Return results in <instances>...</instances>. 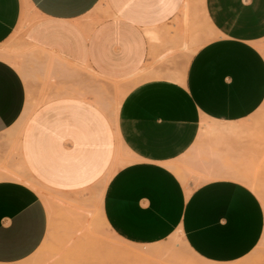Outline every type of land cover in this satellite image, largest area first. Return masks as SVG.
Wrapping results in <instances>:
<instances>
[{"label": "crops", "instance_id": "0c3cea01", "mask_svg": "<svg viewBox=\"0 0 264 264\" xmlns=\"http://www.w3.org/2000/svg\"><path fill=\"white\" fill-rule=\"evenodd\" d=\"M185 3L0 0V264L28 258L48 228L43 199L13 178L17 164L43 184L76 188L92 181L109 157L110 169L119 142L132 160L113 174L101 206L118 236L150 244L178 231L197 256L216 263L238 261L260 242L261 201L229 176L251 159V139L198 134L203 120L208 127L218 121L251 130L243 121L263 109L264 0H204L214 32L194 41L183 20ZM198 20L191 25L202 27ZM10 40L55 56L66 71L55 69L44 80L23 58L14 66L2 58ZM21 66L28 79L15 68ZM75 66L126 88L116 125L103 111L111 130L95 104L74 100L75 85L87 79L67 71ZM34 78L44 81L46 96L37 93ZM52 82L63 87L51 93ZM35 100L33 120L36 107L18 138L17 122ZM255 145L261 146L257 139Z\"/></svg>", "mask_w": 264, "mask_h": 264}, {"label": "rangeland", "instance_id": "374dc122", "mask_svg": "<svg viewBox=\"0 0 264 264\" xmlns=\"http://www.w3.org/2000/svg\"><path fill=\"white\" fill-rule=\"evenodd\" d=\"M202 7L203 6L199 8L198 3L194 1L193 3L194 16H192L193 20L195 19L198 20V18L201 16L202 21H203L202 10H201ZM195 27L196 29H200L199 30L200 33L203 34L204 36L213 35L212 31L206 26L204 21L202 23L203 28L200 27L199 22L195 23ZM202 31L206 33H203ZM210 33L212 34L210 35ZM262 46L264 47V44H262ZM3 47L20 48L24 52L30 50V49H27L28 47H26L25 45L23 46L21 42L18 43L16 40H10L8 43L3 45ZM29 52L31 53L33 52V54L35 53L36 58L34 57L32 60L31 58L32 56L28 58L29 55L27 56L19 55L15 59L16 62H13V65L15 66V64H19V65L23 64V62L20 61V59L23 58L25 64L28 65L29 68H31L33 71H35L36 69L39 70V66L41 65V62L43 61V57H42L43 55L37 53L36 51H29ZM24 68H25V65H24ZM88 72L90 74H88ZM73 74H75L77 78L79 76H82L83 74L86 75L87 77L86 82L83 81V83L81 84L77 83L75 85L77 86L75 89V94L77 93L94 94L105 104H109L114 99L116 91L118 92L119 90L123 89V87L120 86L115 81L106 79L108 83L105 84L101 82L99 79L102 77L92 72L91 69L89 71H84L83 73L81 71H78L77 73H73ZM100 83L104 84L106 87L104 85H101ZM84 84H86V87H84ZM34 85L38 93L40 89L42 88V82L40 81L39 78H34ZM81 86L84 88H82ZM62 87H63L62 84L58 82H55V83L52 82V87L49 90V92L52 93V91L55 90L56 88H62ZM74 100L80 101V102H83V101L86 102L85 100H82L78 97H75ZM92 107L96 111H98L103 116V118L108 122L107 116L103 111H101L98 107L94 105ZM36 111H37V107L35 108V111L33 112L31 116L29 124L31 123V120H33V117ZM20 120L21 119H19L16 125L17 130H15L16 134L18 135L17 137H20L25 133V131H23L21 134L18 133L20 131L18 129ZM243 122L246 123L245 125L251 128V130H246L245 132L242 131V133L236 137L238 138L239 136H241L246 139H249V138L251 139L252 157L250 160L245 159L242 162H238L236 164L237 171L235 172V174H238V172L240 171L239 176L242 175L241 177L244 182L250 181L252 183L255 182V184H257V185L254 184L255 189L257 191L256 193H258L256 194V196L261 201V204L264 209V145H263L264 144V106L261 111H258V113L252 115L251 117H249V119ZM205 126L208 127L206 121H205ZM213 126L214 125H211V128ZM109 127H110V124H109ZM256 129H259V130H256ZM110 130H111V127H110ZM248 131H249V134H251L252 136H249ZM111 134H112V131H111ZM256 139L261 145L260 147H256L255 145ZM113 144H114V138H113ZM110 155L112 156V154ZM109 158L111 160V157ZM110 160L108 161L105 168L92 181H90L89 183L83 186L76 187V188H56V187L49 186L45 183L43 184L38 181V177H36L33 174V172L30 171L27 167L22 168L24 171L22 172L27 177L33 178L34 180H36L38 183H40L44 188L48 190V192L50 193V198L52 197H55V198L48 200L47 201L48 205L45 203V205L48 206V208L46 206L47 214H48V228H47L44 241L41 243L39 250L31 258H27L23 261H20L14 264H23L24 262H30L31 264H57V263L72 264V262L73 264H141V263L143 264L144 261H141L142 259L137 260L138 258L131 251V249H134V247L137 248L138 245H135L136 243L134 244L131 242H127L126 240L118 236L114 231H112L110 227L107 225V221L105 220V217L103 216V213H102V207H101L102 203L100 204L99 202L100 199L98 198V196L100 194L103 181L105 177L107 176L108 169L110 166ZM251 168L254 170H251ZM250 170L254 172L251 173ZM249 171L250 173H248ZM247 174H252L253 178L251 179V175L249 176ZM89 185H92V186L89 187ZM57 194L58 195L60 194V198L61 196L64 197V195L65 197L62 199H58L59 196ZM84 232H85V235H84ZM172 235L169 236L167 239L162 240L161 242V245L164 246L163 248H165V253L163 251L164 249L160 250L161 252L164 253V254L162 253L163 257H160L161 262L158 261L160 260V258L158 259L154 258V254H155L154 253L152 255H149V257H147L148 262L147 263L144 262V264H148V263L151 264L150 262L151 258H153L152 260L158 261V263L160 264H217V263H213V262L211 263V262L205 261L199 256L197 257L196 254H193L187 251L186 248L183 246L182 241L180 240V239L183 240L182 236L178 235L177 232H174ZM263 235H264V232H263ZM179 237L180 239H178ZM123 242H127L126 247H123L122 245L124 244ZM121 251L124 252L123 253L124 257L122 258L123 260L121 259L122 255L119 256V253ZM122 252L120 254H122ZM110 255L114 259H112L111 257H108ZM78 258H81L80 262ZM129 258L132 260H130ZM153 264H156V263H153ZM228 264H264V242L262 243L259 242L255 246V248L244 258L238 261L232 262V263H228Z\"/></svg>", "mask_w": 264, "mask_h": 264}, {"label": "bare ground", "instance_id": "6f19581e", "mask_svg": "<svg viewBox=\"0 0 264 264\" xmlns=\"http://www.w3.org/2000/svg\"><path fill=\"white\" fill-rule=\"evenodd\" d=\"M194 1H196V3H198V6H199V8L201 7V6H203V4H204V0H186V3H185V5H184V7H183V12H184V15H185V17H184V23H185V27H186V29L187 30H190V32H193V34L191 35V37H190V39L191 40H196V39H198L200 36H201V33H200V29H196V27H195V24H193V26L191 25V21H192V16H194V12H193V3H194ZM202 16H203V21H204V23L206 24V26L212 31V32H214L213 31V28L210 26V24H209V21L207 20V18H206V15H205V10H204V8L202 7ZM190 16H191V18H190ZM201 28H203V27H201ZM207 29V28H206ZM203 33H206V32H204V31H202ZM210 32V31H209ZM212 33H210V35H211ZM198 41V40H197ZM202 44V43H201ZM24 46V45H23ZM26 46V45H25ZM26 47H28L27 49H30L29 51H35V47H29V46H26ZM188 47V46H187ZM195 48V47H194ZM191 50H192V48H190ZM26 50V49H25ZM39 50V49H38ZM37 49H36V51H38ZM189 50V49H188ZM29 51H26V52H24L23 50H21L20 48H11V49H9V50H7V51H5V53L4 54H2V58L3 59H10L11 61H12V64H13V62H16L15 61V59L19 56V55H25V56H27V55H29L28 56V58H30L31 56V58H32V60H33V58L35 57V53L33 54V52L31 53V52H29ZM39 52L40 53H42V57H43V61L41 62V65L39 66V71H42V77H43V79L44 80H48L51 76H52V71H54L55 69H59L60 71H63V69H65V71H66V68H63V67H65V66H63V65H61V64H59V62H57L56 61V57L55 56H51L49 53H46L45 51H43V50H39ZM29 53H31V54H29ZM34 56H33V55ZM36 58V57H35ZM18 60H19V58H18ZM67 63V62H66ZM66 65V64H65ZM69 65L67 64V67H68ZM22 67V66H21ZM16 68V67H15ZM22 74H24V73H26V71H24L23 70V67L22 68H17ZM90 69L89 68H82V67H78V66H75L73 69H71V70H67V71H70L69 73H77L78 71H81L82 73L84 72V71H89ZM91 72V71H90ZM93 72V71H92ZM88 74H90L89 72H88ZM25 75V76H24ZM23 75V77H26L27 78V76H26V74H24ZM27 75H29V74H27ZM25 78V79H26ZM95 78H97V77H95ZM178 78V77H177ZM28 79V78H27ZM26 79V80H27ZM176 79V78H175ZM179 79H181V78H179ZM178 79V80H179ZM47 82V81H46ZM42 83H44V81L42 82ZM81 84V83H80ZM87 84V83H86ZM101 84V83H100ZM45 85V84H44ZM47 85V84H46ZM45 85V86H46ZM49 85V84H48ZM101 85H104V84H101ZM105 86V85H104ZM106 87V86H105ZM115 88V87H114ZM103 89V88H102ZM116 89V88H115ZM104 90V89H103ZM45 91H46V87H42L41 89H40V93L42 94V95H44L45 94ZM115 91V90H114ZM125 93H126V88H124L123 87V89L122 90H119L118 92L116 91V94H115V97H114V99L109 103V104H105L103 101H101L96 95H94V94H84V93H77V94H75L74 96H76V97H80V98H83V99H85V100H87V101H89V102H91V103H93V104H95L97 107H99L102 111H104L107 115H108V117L110 118V120L112 121V123L114 124V125H116L117 124V116H118V110H119V106H120V102H121V99L123 98V96L125 95ZM41 94H39L38 96H40ZM44 96H46V95H44ZM48 96V95H47ZM52 97H54V96H52ZM42 98H43V96H42ZM45 101H47V100H49L50 98L49 97H47V99H46V97L45 98H43ZM45 101H42V102H45ZM39 100L37 101V100H35V101H33V102H31V104H29V106H28V108L25 110V112L23 113V115H22V118H21V120H20V122H19V126H18V129L20 130H18L19 132L18 133H20L21 134V132H22V130H23V127H24V125H25V123H26V121L28 120V118H29V116H30V114H31V112L34 110V108L36 107V106H38L39 105ZM31 105V106H30ZM263 116V115H262ZM249 119V118H248ZM254 120V119H253ZM206 121V120H205ZM205 121L203 120V123H201L202 124V127H201V130H199L200 131V134H198L199 136L198 137H200V136H203V134H206L205 136H203V137H207V135H209V136H213V135H216L217 136V138H220V139H223L226 135H232V136H238L239 134H241L242 133V131H244V130H242V131H240L238 128L240 127H236V128H232V127H224V126H222V125H220V124H222L221 122H218V121H213V122H215V124H214V126L211 128V126H209V127H206L205 126ZM18 123V122H17ZM212 124V123H211ZM233 126V125H232ZM208 128H210V129H208ZM243 128V126L241 127V129ZM247 128V127H246ZM245 128V129H246ZM14 130H17V129H14ZM245 132V131H244ZM15 133V132H14ZM247 133V132H246ZM20 134H19V136H20ZM248 134H249V131H248ZM253 134H255V133H253ZM230 135V136H231ZM259 135V134H258ZM18 136V135H17ZM248 136V135H247ZM249 136H252L251 134H249ZM263 136V135H262ZM215 137V136H214ZM213 137V139H216V137L214 138ZM223 137V138H222ZM255 137V136H254ZM19 138V137H18ZM243 138V137H242ZM261 138V137H260ZM259 138V139H260ZM210 139H211V137H210ZM240 139V138H239ZM219 140V139H218ZM205 141V140H204ZM240 141V140H239ZM264 145V144H263ZM262 151V150H261ZM216 152V151H215ZM263 153V152H262ZM234 154V153H233ZM255 154V153H254ZM199 157V156H198ZM132 160V155H131V153L129 152V150L127 149V148H125L120 142L117 144V148H116V152H115V156H114V159H113V162H112V164H111V167H110V169H109V171H108V173H107V176L105 177V179H104V181H103V184H102V188H101V191H100V194H99V196H98V198L100 199V204L103 202L102 201V197H103V195H104V189H106L105 187H106V185H107V183L109 182V180H111L112 178L111 177H113V174L116 172V170L119 168V167H121V166H123V165H125L126 163H128V162H130ZM135 161H136V159H135ZM136 163V162H135ZM131 165V164H130ZM243 166V165H242ZM13 167H14V165H13ZM262 167V166H261ZM23 166L21 165V163L19 162L18 164H17V166H16V172L15 173H13V178L15 179V180H17V181H20V182H22V183H24V184H26V185H28L29 187H31L33 190H35V192L43 199V201H45L44 203H48L47 201L48 200H50V199H53V198H55V197H52V198H50V193L48 192V190L46 189V188H44V187H42L41 185H39V184H37L31 177L29 178V177H27L23 172ZM251 170H254V169H252L251 168ZM250 170V171H251ZM23 171V172H22ZM26 171V170H25ZM239 171V170H238ZM250 171L248 172V173H250ZM240 172V171H239ZM238 172V174H230L229 176H232V177H234V178H236L237 180H240L241 182H244L243 181V179H242V175L241 176H239L240 175V173ZM254 171H251V173H253ZM229 173V172H228ZM245 173V172H244ZM261 173V172H260ZM11 174V173H10ZM116 174V173H115ZM247 175H251V179L253 178L252 177V174H247ZM243 178H245V177H243ZM247 179V178H246ZM255 194H258V193H256L257 191H256V189H255V185H257V184H255V182L254 183H252V182H244ZM255 184V185H254ZM50 191V190H49ZM189 192V191H188ZM259 192H261V191H259ZM56 194V193H55ZM58 195V194H57ZM56 195V196H57ZM262 195V194H261ZM55 196V195H54ZM59 196V198L58 199H62V198H64L65 197V195H64V197L63 196H61V198H60V194L58 195ZM57 196V197H58ZM104 198V197H103ZM103 204V203H102ZM102 204H101V206H102ZM48 205V204H47ZM47 205H45V206H47ZM50 205V204H49ZM103 207V206H102ZM47 208H48V206H47ZM106 220V219H105ZM106 222V221H105ZM86 224V223H85ZM109 223H107V225H108ZM88 225V224H87ZM109 226V225H108ZM91 228V227H90ZM89 230V229H88ZM91 230V229H90ZM87 231V230H86ZM85 231V232H86ZM85 232H84V235H85ZM177 233H178V235H181V233L180 232H178V231H176ZM80 233H81V231H80ZM76 234V233H75ZM91 235V234H90ZM171 235V234H170ZM78 236V235H77ZM87 236V235H86ZM173 236V235H172ZM175 236V235H174ZM76 238V237H75ZM172 238V237H171ZM178 239H180V237L178 238ZM76 240V239H75ZM181 241H182V243H183V246L186 248V250L187 251H189V252H191V253H193V254H195V252H193V250L188 246V244L185 242V240L183 239H180ZM44 241V240H43ZM118 241H119V239H118ZM120 241H121V239H120ZM61 242V241H60ZM68 242V241H67ZM128 242V241H127ZM127 242H123L124 244H122L123 245V247H126V245H127ZM161 242L162 241H158V242H155V243H150V244H135V245H138L137 246V248L136 247H134V249H131V251H132V253H134L135 255H136V257L138 258H136L137 260H140V259H142L141 261H144L145 263H147L148 262V258L147 257H149V255H152V254H154V258L156 259H158V258H160V257H163L162 255L165 253V248H163L164 246H162L161 245ZM262 242H264V235H263V237L261 238V241H260V243H262ZM120 243V242H119ZM148 243V242H147ZM181 244V243H180ZM89 245H91V244H89ZM121 245V246H122ZM129 245V244H128ZM130 246V245H129ZM133 246V245H132ZM143 247V248H142ZM39 248H40V246L37 248V250L32 254V255H30L28 258H31L38 250H39ZM78 248V247H77ZM87 248V247H86ZM131 248H133V247H131ZM91 249V248H90ZM162 249H164L163 251H164V253L163 252H161L160 250H162ZM120 250V249H119ZM74 251V250H73ZM114 251V250H113ZM77 252V251H76ZM79 252V251H78ZM111 252V251H110ZM122 252V251H121ZM120 252V253H121ZM160 253V254H158V253ZM87 253H89V252H87ZM112 253V252H111ZM110 253V254H111ZM119 253V256L120 255H122L121 256V259L124 257L123 256V253L124 252H122V254H120ZM163 253V254H162ZM167 253V252H166ZM114 254V253H113ZM117 254V253H116ZM158 256H157V255ZM75 255H77V254H75ZM112 255V254H111ZM111 255L110 256H108V257H111ZM118 255V254H117ZM126 255V254H125ZM83 256V255H82ZM107 256V255H106ZM106 256H105V258H106ZM155 256H157V257H155ZM71 257V256H70ZM77 257H79V256H77ZM115 257V256H114ZM118 257V256H117ZM198 257V256H197ZM87 258V257H86ZM91 258V257H90ZM102 258V257H101ZM112 258V257H111ZM131 258V257H130ZM129 258V259H130ZM27 259V258H26ZM79 259V262H80V260H81V258H78ZM84 259V258H83ZM112 259H114V258H112ZM119 259V258H118ZM153 258H151L150 260V262H151V264H153V263H156V264H160V263H158V261L159 262H161V258H160V260H158V261H155V260H152ZM123 260V259H122ZM127 260V259H126ZM130 260H132V259H130ZM203 260H205V259H203ZM23 261V260H22ZM86 261V260H85ZM125 261V260H124ZM155 261V262H154ZM205 261H207V260H205ZM43 262V261H42ZM127 262V261H126ZM139 262V261H138ZM144 262H143V264H144ZM208 262H210V261H208ZM25 264H31L30 262H24ZM23 263V264H24ZM51 263V262H50ZM163 263V262H162ZM212 263V262H211ZM213 263H216V262H213ZM57 264H59V263H57ZM72 264H73V262H72ZM142 264V263H141ZM149 264V263H148ZM217 264H228V263H217Z\"/></svg>", "mask_w": 264, "mask_h": 264}]
</instances>
